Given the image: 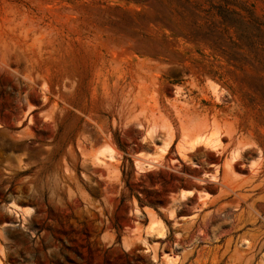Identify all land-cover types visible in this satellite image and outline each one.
<instances>
[{"label": "rangeland", "instance_id": "obj_1", "mask_svg": "<svg viewBox=\"0 0 264 264\" xmlns=\"http://www.w3.org/2000/svg\"><path fill=\"white\" fill-rule=\"evenodd\" d=\"M171 262L264 264V0H0V264Z\"/></svg>", "mask_w": 264, "mask_h": 264}, {"label": "bare ground", "instance_id": "obj_2", "mask_svg": "<svg viewBox=\"0 0 264 264\" xmlns=\"http://www.w3.org/2000/svg\"><path fill=\"white\" fill-rule=\"evenodd\" d=\"M168 144V143H167ZM200 145H204V146H207V147H211V148H215L217 146L216 144V140L215 139H211L209 137H205V136H197L196 138H194L188 145V149L187 150H191V151H194L198 148V146ZM166 146V145H165ZM162 151L163 153L166 152V149L162 148ZM236 154H238L236 152ZM236 154L233 156V159H236ZM158 161V160H157ZM191 185H193V183H190ZM182 192V191H181ZM192 191L191 190H188V191H185L181 193V196L182 197H185L187 194H191ZM159 237V236H158ZM168 262V261H167ZM170 262V261H169ZM174 263V262H173ZM172 264V262H171Z\"/></svg>", "mask_w": 264, "mask_h": 264}]
</instances>
